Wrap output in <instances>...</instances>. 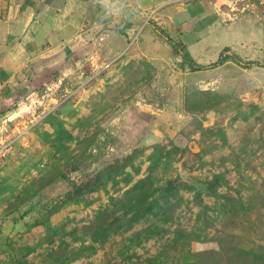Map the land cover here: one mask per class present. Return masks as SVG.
I'll list each match as a JSON object with an SVG mask.
<instances>
[{"label": "rangeland", "instance_id": "obj_1", "mask_svg": "<svg viewBox=\"0 0 264 264\" xmlns=\"http://www.w3.org/2000/svg\"><path fill=\"white\" fill-rule=\"evenodd\" d=\"M110 1L0 114V264H264V0Z\"/></svg>", "mask_w": 264, "mask_h": 264}, {"label": "crops", "instance_id": "obj_2", "mask_svg": "<svg viewBox=\"0 0 264 264\" xmlns=\"http://www.w3.org/2000/svg\"><path fill=\"white\" fill-rule=\"evenodd\" d=\"M120 1L111 0L112 9ZM107 4L108 0H0V114L36 96L45 74H60L44 83L57 86L73 80L79 69H88L79 53L98 43L95 31L106 22L99 17L110 8Z\"/></svg>", "mask_w": 264, "mask_h": 264}, {"label": "trees", "instance_id": "obj_3", "mask_svg": "<svg viewBox=\"0 0 264 264\" xmlns=\"http://www.w3.org/2000/svg\"><path fill=\"white\" fill-rule=\"evenodd\" d=\"M166 38H167V41L168 43L172 46V48L175 50V52L182 56L183 60L188 64H190L189 66L191 67V69H194L195 65V61H194V58L188 48V46L184 43V42H178L176 41L173 37L170 36V34L165 31L164 29H162L160 31ZM230 47H226L221 55H220V59L219 61L217 62L218 64H223L224 62L228 61L229 59H231V56H228L226 55V53L228 51H230ZM189 61V62H188ZM198 65V64H197ZM199 67H202V65H200ZM200 69V68H199Z\"/></svg>", "mask_w": 264, "mask_h": 264}, {"label": "built area", "instance_id": "obj_4", "mask_svg": "<svg viewBox=\"0 0 264 264\" xmlns=\"http://www.w3.org/2000/svg\"><path fill=\"white\" fill-rule=\"evenodd\" d=\"M7 130V129H6ZM3 130H1L0 131V139L2 138V135H3ZM2 134V135H1ZM7 142V145L9 146V147H11L12 146V144H13V140H7L6 141ZM6 142H4V143H6ZM3 143V142H2ZM6 148H8V147H3L1 150H0V153L4 150V149H6Z\"/></svg>", "mask_w": 264, "mask_h": 264}]
</instances>
